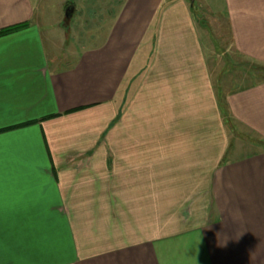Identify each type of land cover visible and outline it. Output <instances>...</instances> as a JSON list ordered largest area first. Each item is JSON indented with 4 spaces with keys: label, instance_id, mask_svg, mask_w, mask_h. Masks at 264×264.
Listing matches in <instances>:
<instances>
[{
    "label": "crops",
    "instance_id": "crops-1",
    "mask_svg": "<svg viewBox=\"0 0 264 264\" xmlns=\"http://www.w3.org/2000/svg\"><path fill=\"white\" fill-rule=\"evenodd\" d=\"M72 1L0 0V264H264V80L221 96L207 28L264 68V0L103 3L66 53Z\"/></svg>",
    "mask_w": 264,
    "mask_h": 264
},
{
    "label": "rangeland",
    "instance_id": "rangeland-1",
    "mask_svg": "<svg viewBox=\"0 0 264 264\" xmlns=\"http://www.w3.org/2000/svg\"><path fill=\"white\" fill-rule=\"evenodd\" d=\"M117 1L119 0H73L70 5L74 8L73 13H77L72 17L71 25L65 26L70 33V41L66 46L64 45V34L60 28H54L52 25L42 26L41 28L46 31V34L51 33L50 29H55L56 32H53L57 39L55 43H59V48H64L65 46L66 53L82 48H92L101 39L103 30L108 28L106 25L99 26L102 15V7L100 5ZM58 7L57 3L47 10L55 20H59L63 15H66V12L64 13L65 9H58ZM196 13H198V10H196ZM64 19L66 20V16H64ZM207 28L214 46L213 52L215 54L211 62L218 70V91L221 96H224L229 91L250 86L264 80L263 67L232 53L228 38L219 35L218 27L208 26ZM230 127L232 128L229 151L231 158L236 159L264 151V145L254 134L235 123H231Z\"/></svg>",
    "mask_w": 264,
    "mask_h": 264
},
{
    "label": "trees",
    "instance_id": "trees-1",
    "mask_svg": "<svg viewBox=\"0 0 264 264\" xmlns=\"http://www.w3.org/2000/svg\"><path fill=\"white\" fill-rule=\"evenodd\" d=\"M69 4H71V3H69ZM25 26L26 25H21V26H16V27H12V28H9V29H5L3 31H0V36L8 34V33L15 32L17 30H20V29L24 28Z\"/></svg>",
    "mask_w": 264,
    "mask_h": 264
},
{
    "label": "water",
    "instance_id": "water-1",
    "mask_svg": "<svg viewBox=\"0 0 264 264\" xmlns=\"http://www.w3.org/2000/svg\"><path fill=\"white\" fill-rule=\"evenodd\" d=\"M195 0H191L192 4L194 3ZM73 6H69L67 11H66V20H70L72 18V15H73Z\"/></svg>",
    "mask_w": 264,
    "mask_h": 264
}]
</instances>
